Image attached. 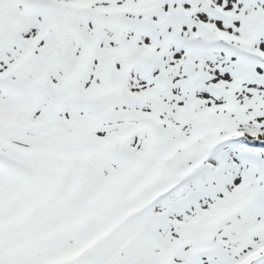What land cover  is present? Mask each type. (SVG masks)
I'll list each match as a JSON object with an SVG mask.
<instances>
[{
    "label": "snow or ice",
    "instance_id": "6c2138e0",
    "mask_svg": "<svg viewBox=\"0 0 264 264\" xmlns=\"http://www.w3.org/2000/svg\"><path fill=\"white\" fill-rule=\"evenodd\" d=\"M0 264H264V0H0Z\"/></svg>",
    "mask_w": 264,
    "mask_h": 264
}]
</instances>
